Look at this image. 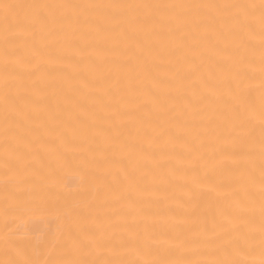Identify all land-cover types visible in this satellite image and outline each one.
Here are the masks:
<instances>
[{
    "label": "bare ground",
    "instance_id": "bare-ground-1",
    "mask_svg": "<svg viewBox=\"0 0 264 264\" xmlns=\"http://www.w3.org/2000/svg\"><path fill=\"white\" fill-rule=\"evenodd\" d=\"M0 264H264V0H0Z\"/></svg>",
    "mask_w": 264,
    "mask_h": 264
}]
</instances>
